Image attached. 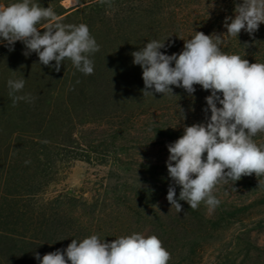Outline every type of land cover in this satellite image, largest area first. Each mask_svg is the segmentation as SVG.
<instances>
[{
  "label": "trees",
  "instance_id": "1",
  "mask_svg": "<svg viewBox=\"0 0 264 264\" xmlns=\"http://www.w3.org/2000/svg\"><path fill=\"white\" fill-rule=\"evenodd\" d=\"M64 1L34 0L52 7L64 24L83 23L89 27L99 45V51L91 56L92 75L82 74L67 59L57 72L40 65L34 52L27 57L23 55L22 42L17 41L13 51H9L6 43H0V264H39L35 253L42 257L66 249L72 239L92 235L93 219L83 212L89 204L83 197L62 194L50 201L36 200L40 187L48 182L44 172L52 154L51 137L43 133L61 113L73 112L82 104L79 94L84 91L90 98L99 95L104 99L116 98V109L126 115L185 110L186 106H180L176 96L142 95V69L133 64L131 53L148 41L166 39V47L161 51L178 54L183 50V40L191 38L194 30L206 35L224 34L227 32L224 19L234 16L235 7L234 0H111L110 5L99 0H74L70 6H65ZM12 2L0 0L4 4ZM221 48L250 63H264V24L253 36L241 31L238 38L224 37ZM10 78H25L22 94H30L32 102L12 105L7 87ZM195 88L200 93L207 92L199 85ZM173 93L184 98L189 95L175 86ZM185 126H189L188 120L171 117L157 119L154 130L174 142L183 135ZM80 136L75 131L69 132L68 143L62 141L56 146L64 149L75 148L73 144L89 149L96 146L92 141L80 143ZM73 158L91 161L89 155ZM178 264H193L191 255H182Z\"/></svg>",
  "mask_w": 264,
  "mask_h": 264
},
{
  "label": "clouds",
  "instance_id": "2",
  "mask_svg": "<svg viewBox=\"0 0 264 264\" xmlns=\"http://www.w3.org/2000/svg\"><path fill=\"white\" fill-rule=\"evenodd\" d=\"M99 3L110 5L111 0ZM234 3V16H226L223 22L227 29L224 34L206 35L194 30L191 38L182 39L183 50L178 54L161 51L166 39L148 41L131 53L133 64L142 69L144 97H154V93L176 96L173 86L190 96L196 85L211 93L205 97L207 107L203 109L207 122L185 126L183 135L167 145L166 166L173 184L166 198L177 213L182 210L179 201H185L191 210L201 204L214 209L220 204L215 195L218 186L231 182L233 187L253 174L264 177V143L255 139L264 135V63H250L221 48L226 36L238 38L241 31L253 36L258 31L264 24V0ZM17 41L24 44L26 57L37 54L40 65L59 72L67 59L82 74L94 73L91 56L99 51V45L89 27L64 24L52 7L34 0L0 5V43L13 51ZM25 83V78L8 79L13 106L32 102L30 94H22ZM175 186L180 187L179 200ZM35 259L39 264H169L171 253L158 236L133 232L111 242L97 234L72 239L66 249L42 257L37 252Z\"/></svg>",
  "mask_w": 264,
  "mask_h": 264
},
{
  "label": "rangeland",
  "instance_id": "3",
  "mask_svg": "<svg viewBox=\"0 0 264 264\" xmlns=\"http://www.w3.org/2000/svg\"><path fill=\"white\" fill-rule=\"evenodd\" d=\"M63 3L70 6L74 0ZM210 94L176 95L180 106H186V119L178 109L157 115H126L116 109V98H90L85 91L79 94L82 104L73 112L63 111L43 133L51 137L52 154L44 172L48 182L40 187L36 200L50 201L62 194L83 197L89 203L83 212L93 219L92 234L108 242L133 232L156 235L171 253L169 264H178L182 255H191L193 264H264V177L253 174L233 187L231 182L218 186L215 195L220 204L214 209L201 204L191 210L185 201H179L182 210L177 213L166 198L173 184L166 166L167 145L172 142L154 130L155 121L176 117L188 120L189 126L206 123L203 109ZM72 131L81 135L80 143L92 141L96 146H56L68 143ZM255 139L264 143V135ZM87 155L90 162L73 160ZM175 187L179 200L180 187Z\"/></svg>",
  "mask_w": 264,
  "mask_h": 264
}]
</instances>
